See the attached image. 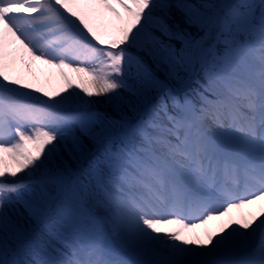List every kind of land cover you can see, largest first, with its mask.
I'll list each match as a JSON object with an SVG mask.
<instances>
[{
  "label": "snow or ice",
  "instance_id": "obj_1",
  "mask_svg": "<svg viewBox=\"0 0 264 264\" xmlns=\"http://www.w3.org/2000/svg\"><path fill=\"white\" fill-rule=\"evenodd\" d=\"M0 264H264V0H0Z\"/></svg>",
  "mask_w": 264,
  "mask_h": 264
},
{
  "label": "bare ground",
  "instance_id": "obj_2",
  "mask_svg": "<svg viewBox=\"0 0 264 264\" xmlns=\"http://www.w3.org/2000/svg\"><path fill=\"white\" fill-rule=\"evenodd\" d=\"M98 107L100 108L101 111L104 110V105H99Z\"/></svg>",
  "mask_w": 264,
  "mask_h": 264
},
{
  "label": "rangeland",
  "instance_id": "obj_3",
  "mask_svg": "<svg viewBox=\"0 0 264 264\" xmlns=\"http://www.w3.org/2000/svg\"><path fill=\"white\" fill-rule=\"evenodd\" d=\"M174 43H176L177 45H179V42L178 41H174Z\"/></svg>",
  "mask_w": 264,
  "mask_h": 264
},
{
  "label": "trees",
  "instance_id": "obj_4",
  "mask_svg": "<svg viewBox=\"0 0 264 264\" xmlns=\"http://www.w3.org/2000/svg\"><path fill=\"white\" fill-rule=\"evenodd\" d=\"M177 46H179V45H177Z\"/></svg>",
  "mask_w": 264,
  "mask_h": 264
}]
</instances>
